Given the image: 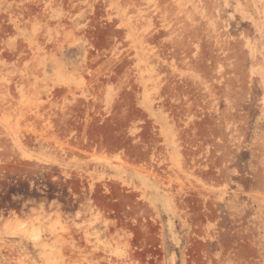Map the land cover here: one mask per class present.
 <instances>
[{
	"label": "rangeland",
	"instance_id": "374dc122",
	"mask_svg": "<svg viewBox=\"0 0 264 264\" xmlns=\"http://www.w3.org/2000/svg\"><path fill=\"white\" fill-rule=\"evenodd\" d=\"M170 1L0 0V180L47 174L76 200L0 215V264H264V0L220 1L246 55L218 63L143 36L210 19Z\"/></svg>",
	"mask_w": 264,
	"mask_h": 264
},
{
	"label": "bare ground",
	"instance_id": "6f19581e",
	"mask_svg": "<svg viewBox=\"0 0 264 264\" xmlns=\"http://www.w3.org/2000/svg\"><path fill=\"white\" fill-rule=\"evenodd\" d=\"M128 1V4L130 5V9H129V13H131L132 15H131V17H136V16H138L137 14L139 13V12H145L146 10H150L151 9V5H150V2H149V0H127ZM165 1V3H166V5L168 6V7H170L171 5H172V3H171V1L170 0H164ZM221 0H200L199 1V5H201V6H203L202 8H207V10H209L208 12H207V10H206V12H207V16L208 15H211L212 16V18H213V16H214V20H215V17L217 18V16H221L220 15V12H221V10H220V12L218 11L217 13H218V15L215 13V9L218 7V8H220V5L222 6V3L224 4V2H220ZM222 1H225V0H222ZM260 1H263V0H260ZM160 2H163V0H160ZM239 2V1H238ZM155 3H156V1H155ZM193 3H194V1H193ZM223 7V6H222ZM221 7V8H222ZM180 15V14H179ZM179 15L177 16V18L176 19H174L173 21H170V22H164V20L161 22V23H159V22H157L155 25H154V28L152 29V30H150L149 31V33H147V34H144L143 36L145 37V38H149V39H151V40H153V41H158L159 42V44L161 45V47H162V50H163V52H164V54H166V53H171L173 56H175V57H177V58H182V59H186V58H191V53L193 52L192 50L194 49V44L195 43H198L199 45H201V46H204L205 48H206V53L203 55V56H201L200 58H198L197 56L198 55H202V54H198L197 56H195V57H197V58H194V59H197V62L196 63H198V61H199V63L200 62H205L206 60L207 61H212L211 63H218V61H220V60H222V58H223V56L221 57V55H222V53H225V56H226V58H228L229 59V56H231L232 54H236L237 52H238V54H240V53H242V52H240V51H243L244 50V48L243 47H240V48H242V50H240L239 49V43L240 42H242V41H240V40H238V38H237V40L235 39V40H231V38H229L230 37V35H231V33L229 34V37H228V35H227V32H224V27H225V24L222 22V21H219V18H222V17H219V18H217L216 20H215V22H214V24L212 25H210L209 23H208V21L211 19V16H208V17H210V19L209 20H207V21H205L202 17H199V16H196V15H194V14H192L191 16H190V19H185L184 20V16L186 15H183V17H182V15H181V17H179ZM143 16L144 17H147L148 15L147 14H143ZM206 16V15H205ZM189 17V16H188ZM183 19V20H182ZM213 19H211V20H213ZM137 20L139 21V22H141V24H142V19H141V17H138L137 18ZM136 20H133V22H135ZM183 21V22H182ZM261 22V21H260ZM259 22V23H260ZM181 23V24H180ZM227 24V23H226ZM263 25V29H264V22L262 21L260 24H259V27H261ZM223 27V28H222ZM171 29L174 31V32H176L177 33V29H178V31H179V34H180V38L178 39L177 37L175 38V39H173V41H172V43L170 42V41H167V40H165L164 38L165 37H167V35L171 32ZM259 29H262V28H259ZM229 31H230V28L228 29ZM264 31V30H263ZM243 32V31H242ZM245 33V32H244ZM263 33V32H262ZM247 35V34H246ZM245 35V36H246ZM231 36H233V35H231ZM241 37V36H240ZM243 37V36H242ZM241 37V38H242ZM240 39V38H239ZM240 41V42H239ZM247 41V40H246ZM252 41H254V40H252ZM256 42V41H255ZM244 43H246V42H244ZM243 44V42L241 43V45ZM254 44V43H253ZM246 45V44H245ZM255 45V44H254ZM242 46H244V45H242ZM247 46V45H246ZM245 46V47H246ZM254 47V46H253ZM250 48V47H249ZM204 49V48H203ZM251 49V48H250ZM238 50H240V51H238ZM252 51V50H251ZM244 53V52H243ZM251 53H253V52H251ZM193 55V54H192ZM224 55V54H223ZM237 55V54H236ZM244 55H246L245 53L244 54H240V57H239V59H237L236 61H239V62H243L244 60H245V58H244V60H243V58H242V56L244 57ZM253 55H255V54H253ZM166 56V55H165ZM194 56V55H193ZM233 57H235L236 58V56L235 55H232ZM231 56V57H232ZM232 57V58H233ZM238 57V56H237ZM246 58H247V56H245ZM250 57V56H249ZM255 57V56H254ZM225 58V57H224ZM223 58V59H224ZM241 58H242V60L243 61H240L241 60ZM227 59V60H228ZM233 60V59H232ZM206 61V62H207ZM257 61H258V58H257ZM205 62V63H206ZM221 62H223V61H221ZM251 62H253V61H251ZM259 62V61H258ZM229 63V62H228ZM231 63V62H230ZM203 64V63H202ZM224 64V63H223ZM241 63H239L238 65H240ZM220 65V64H219ZM218 65V66H219ZM244 65H245V63H244ZM252 65H253V63H252ZM251 65V68L253 67ZM256 65V64H255ZM224 66V65H223ZM241 66V65H240ZM227 67V66H226ZM231 67V66H230ZM202 68V67H201ZM208 68V67H207ZM217 68V67H216ZM215 68V69H216ZM239 68V67H238ZM200 69V68H199ZM208 70V69H207ZM252 71V70H251ZM251 71L249 72V73H251ZM203 72V71H202ZM201 72V73H202ZM234 72H235V70H234ZM228 73V72H227ZM230 73H233V72H230ZM223 74V73H222ZM224 75H226V74H224ZM228 75V74H227ZM226 75V76H227ZM231 76V75H230ZM235 76V75H234ZM238 75H236V77H237ZM214 77V76H213ZM221 77H222V75H221ZM220 77V78H221ZM240 77V76H239ZM227 78V77H226ZM235 78V77H234ZM233 78V79H234ZM245 78V77H244ZM214 79V78H213ZM222 79V78H221ZM225 79V78H224ZM230 79V78H229ZM240 79V78H239ZM217 80V79H216ZM232 80V79H231ZM231 80H230V82H231ZM188 82L190 81V80H187ZM219 81V80H218ZM186 82V81H185ZM187 82V83H188ZM215 82V81H214ZM252 82V81H251ZM186 83V84H187ZM215 83H217V82H215ZM256 83V82H255ZM263 83V82H262ZM185 84V85H186ZM248 84V83H247ZM190 85V84H189ZM194 85V84H193ZM230 85V84H229ZM245 85V84H244ZM249 85V84H248ZM252 85V84H251ZM187 86H188V84H187ZM215 86V85H214ZM227 86H228V84H227ZM260 86H261V84H260ZM191 87V86H190ZM224 87V86H223ZM239 87V86H238ZM242 87V86H241ZM248 87V86H247ZM250 87V86H249ZM193 88V87H192ZM192 88H190V89H192ZM215 88V87H214ZM231 88V87H230ZM185 89H187L186 87H185ZM216 89H217V87H216ZM226 89V88H225ZM241 89V88H240ZM228 90V89H227ZM232 92H233V90H232ZM243 92V91H242ZM263 92V91H262ZM264 93V92H263ZM249 96V95H248ZM237 97V96H236ZM229 98V97H228ZM243 98H244V96H243ZM229 100V99H228ZM230 101V100H229ZM231 101H233V100H231ZM236 103V102H235ZM231 104V103H230ZM230 106H234V105H230ZM234 108V107H233ZM232 109V108H231ZM230 109V110H231ZM238 109V108H237ZM232 111V110H231ZM263 111V110H262ZM27 112H30V111H27ZM26 112V114H28ZM227 112H228V110H227ZM25 114V112H24V115H26ZM234 115V114H233ZM248 115V114H247ZM233 117V116H232ZM234 118V117H233ZM232 119V118H231ZM235 119V118H234ZM228 119H226V121H227ZM26 121V120H25ZM229 121V120H228ZM231 121V120H230ZM260 121V120H259ZM15 122H17V124H14L16 127H17V130H19L20 132H22V130H21V126H22V123L20 124L19 123V121L18 120H16ZM21 122V121H20ZM261 123V122H260ZM264 122H262V124H263ZM25 124V123H24ZM26 124H27V122H26ZM262 124H260V125H262ZM21 125V126H20ZM259 125V126H260ZM24 132V131H23ZM26 132V131H25ZM258 134V133H257ZM227 136H228V134H227ZM230 136V135H229ZM255 137H257V136H255ZM23 138V137H22ZM227 138V137H226ZM0 140H2L1 138H0ZM256 141V140H255ZM2 142L3 143H5V145H6V143H8L7 142V139H5L4 141L2 140ZM229 142V141H228ZM257 142V141H256ZM231 143V142H230ZM255 143V142H254ZM258 143V142H257ZM257 143H255V144H257ZM4 145V146H5ZM260 145H262V144H260ZM15 146V145H14ZM264 146V145H263ZM236 147H237V145H236ZM6 148H8V147H6ZM264 148V147H263ZM260 149V148H259ZM258 149V150H259ZM14 150V149H13ZM229 150V149H228ZM53 151V150H52ZM236 151V150H235ZM256 151V150H255ZM262 151H263V149H262ZM264 152V151H263ZM264 154V153H263ZM25 157H30V158H32V156L30 155V154H23ZM236 155V154H235ZM262 155V154H261ZM222 157V156H221ZM225 157H227V153H226V156ZM231 157V156H230ZM236 157V156H235ZM231 159H232V157H231ZM223 160V159H222ZM212 162H213V160H212ZM214 162H216V161H214ZM224 163V162H223ZM229 163V162H228ZM216 164V163H215ZM25 165V164H24ZM225 165H226V163H225ZM222 167V166H221ZM20 168V167H19ZM217 168V167H216ZM223 168V167H222ZM227 168V167H226ZM21 169V168H20ZM19 169V170H20ZM229 169V168H228ZM219 173V172H218ZM231 173V172H230ZM221 174V173H220ZM214 175V174H213ZM257 176V175H256ZM261 176V175H260ZM84 185V184H83ZM254 186V185H253ZM95 186H94V184H91V188L93 189ZM97 189V187H95L93 190H96ZM105 189H107V188H105ZM110 190V189H109ZM107 191H108V189H107ZM109 192V191H108ZM106 193V192H105ZM100 194V193H99ZM101 195V194H100ZM237 195V194H236ZM102 196V195H101ZM86 198V197H85ZM96 198V197H95ZM87 199V198H86ZM85 199V200H86ZM83 201V200H82ZM103 201V200H102ZM106 202V201H105ZM103 203V202H102ZM105 205H106V203H104ZM97 220H99L100 219V217L98 216L97 218H96ZM21 229V228H20ZM38 230L39 229H37V230H34L33 231V233L35 232V235H34V237H32L33 238V240L34 239H36V240H40V239H42L41 237H42V234H41V231H40V233L38 232ZM64 230V229H63ZM68 231V230H67ZM70 231V230H69ZM66 232V231H65ZM73 232V231H72ZM74 232H76V230L74 231ZM73 232V233H74ZM66 235V234H65ZM69 234H67L66 235V237L68 236ZM91 235V234H90ZM90 235H87V236H90ZM38 237H39V239H38ZM61 237H62V235H61ZM60 237V238H61ZM64 237V236H63ZM65 237V238H66ZM69 237H72V233H71V236H69ZM87 238V237H86ZM63 239V238H62ZM77 239V238H76ZM59 240V239H58ZM65 240V239H64ZM82 240V239H81ZM87 240H88V238H87ZM61 241V240H60ZM59 241V242H60ZM63 241V240H62ZM65 241H67V240H65ZM90 242V241H89ZM76 243V242H75ZM78 243V242H77ZM88 243V242H87ZM86 243V244H87ZM116 243V242H115ZM80 244H82V243H80ZM76 246V245H75ZM80 246H82V245H80ZM87 246V245H86ZM89 246V245H88ZM131 247V246H130ZM72 248V247H71ZM87 248V247H86ZM89 248V247H88ZM63 250V249H62ZM65 250V249H64ZM67 250V249H66ZM71 250V252H73V250L72 249H70ZM75 250V249H74ZM87 250V249H86ZM91 252H93V250H92V248H91V250H90ZM89 251V252H90ZM70 252V251H69ZM85 252H87V251H85ZM95 252V251H94ZM69 254V253H68ZM100 257H102V256H100ZM106 257H108V256H105V258ZM103 258V257H102ZM104 259V258H103ZM24 260H26V258L24 259ZM239 261V260H238ZM245 262V261H244ZM25 263V262H24Z\"/></svg>",
	"mask_w": 264,
	"mask_h": 264
},
{
	"label": "flooded vegetation",
	"instance_id": "af4514ba",
	"mask_svg": "<svg viewBox=\"0 0 264 264\" xmlns=\"http://www.w3.org/2000/svg\"><path fill=\"white\" fill-rule=\"evenodd\" d=\"M53 177L38 174L36 179L27 175L13 174L7 180H0V215L23 212L41 204L70 206L76 200L64 195L61 185L52 182Z\"/></svg>",
	"mask_w": 264,
	"mask_h": 264
}]
</instances>
